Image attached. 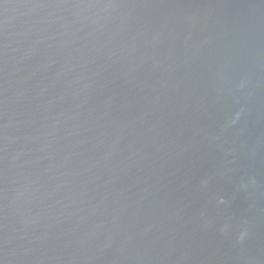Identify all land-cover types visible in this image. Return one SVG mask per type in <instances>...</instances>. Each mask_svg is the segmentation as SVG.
I'll return each mask as SVG.
<instances>
[{"label":"water","instance_id":"water-1","mask_svg":"<svg viewBox=\"0 0 264 264\" xmlns=\"http://www.w3.org/2000/svg\"><path fill=\"white\" fill-rule=\"evenodd\" d=\"M0 264H264V0H0Z\"/></svg>","mask_w":264,"mask_h":264}]
</instances>
